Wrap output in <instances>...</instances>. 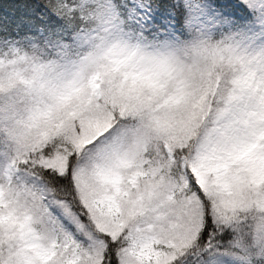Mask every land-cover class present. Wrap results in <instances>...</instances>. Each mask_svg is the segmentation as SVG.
Wrapping results in <instances>:
<instances>
[{"label": "snow or ice", "instance_id": "obj_1", "mask_svg": "<svg viewBox=\"0 0 264 264\" xmlns=\"http://www.w3.org/2000/svg\"><path fill=\"white\" fill-rule=\"evenodd\" d=\"M45 3L61 17L89 8ZM216 7L224 16L200 27L193 17L182 23L181 5L167 0L89 9L119 30L137 27L167 55L77 75L46 130L8 129L0 264H192V255L198 264H264V49L224 30L240 5ZM214 34L240 73L219 107L199 47L170 43Z\"/></svg>", "mask_w": 264, "mask_h": 264}, {"label": "clouds", "instance_id": "obj_2", "mask_svg": "<svg viewBox=\"0 0 264 264\" xmlns=\"http://www.w3.org/2000/svg\"><path fill=\"white\" fill-rule=\"evenodd\" d=\"M86 8L73 16L79 20L83 39L67 54L52 55L40 47L10 46L0 49V150L6 146V134L14 128L18 134L47 129L50 116L65 96L77 75L85 79L100 66H108L126 58L150 64L167 55L152 37L140 38L130 30H119L106 18L93 15ZM79 30V29H78ZM175 47L198 46L201 63L213 69L212 85L215 106L229 94L239 71L227 59V41L220 35L202 40L195 35L170 42ZM24 197L21 196L23 204ZM22 211L26 212L24 208ZM41 231V225H32Z\"/></svg>", "mask_w": 264, "mask_h": 264}, {"label": "rangeland", "instance_id": "obj_3", "mask_svg": "<svg viewBox=\"0 0 264 264\" xmlns=\"http://www.w3.org/2000/svg\"><path fill=\"white\" fill-rule=\"evenodd\" d=\"M241 1L243 2V0ZM173 3H179L181 5L183 13L182 23L189 17H193L200 22L197 23L195 27H200L202 23H210L218 17L224 16V14L217 9L212 0H173ZM192 5H196V8H193ZM245 6L249 10V18L242 23H237L232 20V17H229L233 22L230 25H226L224 30L234 33L236 38L249 49L253 51L262 50L264 49V0H252L251 4H245ZM67 18L71 19V17ZM8 19L14 21V18ZM4 24H6V22L0 21V49H7L10 46L25 48L40 47L52 55H61L66 52L70 53L79 40L77 37L83 31L81 29L76 31L68 42H58L57 39H50L47 37L39 45L34 37L22 36L20 34L17 36L6 34L3 29ZM72 25L70 26L72 27ZM63 27L64 25L58 26L56 32H63ZM123 27L126 30H130L134 33L136 32L134 28H127L125 24ZM0 157L6 159L4 150H0ZM3 168L4 163L0 162V171H2ZM189 259L192 260V264H198L201 258L200 256L194 255L190 256Z\"/></svg>", "mask_w": 264, "mask_h": 264}, {"label": "trees", "instance_id": "obj_4", "mask_svg": "<svg viewBox=\"0 0 264 264\" xmlns=\"http://www.w3.org/2000/svg\"><path fill=\"white\" fill-rule=\"evenodd\" d=\"M167 2L173 3V0H167ZM212 2L214 3L215 6L217 5V0H212ZM234 2L240 5L243 11L236 13V16L239 18L238 21H235L233 18L232 20L237 23H242L249 18V10L241 0H234ZM85 3L87 4V6L94 7L95 4L97 3V0H85ZM41 12H42L41 14L42 17L37 19L38 15ZM20 14H22L25 18L22 21L20 20ZM8 18H14L12 24H10L12 20ZM65 19H69V18L61 17L53 13L46 6L45 0H0V21L6 22V24H4L3 26L4 31L7 29L5 32L7 31L10 32L13 29L18 28L19 33H24L27 35L30 33V28H34V30L38 29L37 25L38 27H40V25L42 24L40 22H44L48 20L53 22V25L56 26L57 22H60L61 20H65ZM70 20L71 22L80 24L79 20H75L73 17H71ZM181 22H182V16H181Z\"/></svg>", "mask_w": 264, "mask_h": 264}]
</instances>
